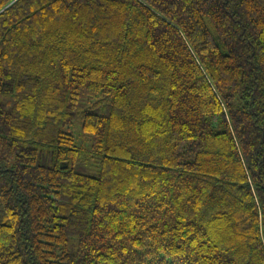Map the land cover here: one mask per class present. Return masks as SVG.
I'll use <instances>...</instances> for the list:
<instances>
[{
	"label": "trees",
	"instance_id": "obj_1",
	"mask_svg": "<svg viewBox=\"0 0 264 264\" xmlns=\"http://www.w3.org/2000/svg\"><path fill=\"white\" fill-rule=\"evenodd\" d=\"M0 264H264V0H0Z\"/></svg>",
	"mask_w": 264,
	"mask_h": 264
}]
</instances>
